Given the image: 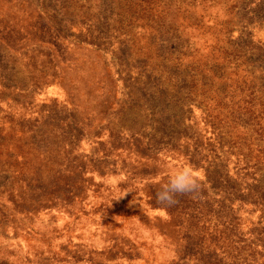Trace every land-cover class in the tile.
Returning <instances> with one entry per match:
<instances>
[{"label":"rangeland","instance_id":"rangeland-1","mask_svg":"<svg viewBox=\"0 0 264 264\" xmlns=\"http://www.w3.org/2000/svg\"><path fill=\"white\" fill-rule=\"evenodd\" d=\"M0 264H264V0H0Z\"/></svg>","mask_w":264,"mask_h":264},{"label":"clouds","instance_id":"clouds-1","mask_svg":"<svg viewBox=\"0 0 264 264\" xmlns=\"http://www.w3.org/2000/svg\"><path fill=\"white\" fill-rule=\"evenodd\" d=\"M164 171L166 173L164 183L156 192L157 203L172 206L177 202L178 196L195 197L200 192V181L190 167L164 169Z\"/></svg>","mask_w":264,"mask_h":264}]
</instances>
